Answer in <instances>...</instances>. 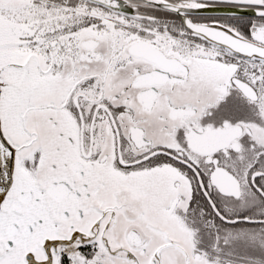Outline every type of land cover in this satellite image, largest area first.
<instances>
[{
  "label": "snow or ice",
  "instance_id": "obj_1",
  "mask_svg": "<svg viewBox=\"0 0 264 264\" xmlns=\"http://www.w3.org/2000/svg\"><path fill=\"white\" fill-rule=\"evenodd\" d=\"M0 264H264V0H0Z\"/></svg>",
  "mask_w": 264,
  "mask_h": 264
}]
</instances>
